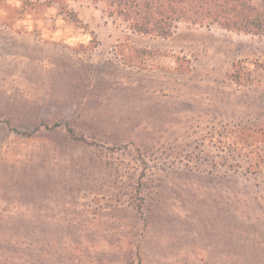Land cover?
<instances>
[{
    "label": "rangeland",
    "instance_id": "1",
    "mask_svg": "<svg viewBox=\"0 0 264 264\" xmlns=\"http://www.w3.org/2000/svg\"><path fill=\"white\" fill-rule=\"evenodd\" d=\"M5 2L0 264H264V35Z\"/></svg>",
    "mask_w": 264,
    "mask_h": 264
},
{
    "label": "trees",
    "instance_id": "2",
    "mask_svg": "<svg viewBox=\"0 0 264 264\" xmlns=\"http://www.w3.org/2000/svg\"><path fill=\"white\" fill-rule=\"evenodd\" d=\"M93 2L101 3L103 11L109 17L140 34L167 37L185 23L207 28L218 27L244 34L264 35V0H93ZM14 10L12 3L6 4L5 0L0 3V13L8 12L9 16ZM130 51V55L127 56L128 62H132V53L134 57H141L142 60L152 53V50L146 48H131ZM74 121L66 119V124L68 134L76 138L77 129ZM55 123L44 124L46 129L52 131L59 126ZM135 250L129 249L128 257L123 264H135L134 254L143 257L139 247Z\"/></svg>",
    "mask_w": 264,
    "mask_h": 264
}]
</instances>
